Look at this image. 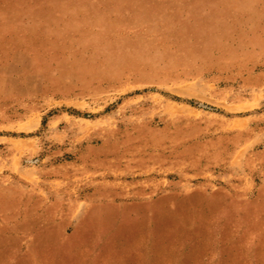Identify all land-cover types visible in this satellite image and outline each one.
<instances>
[{"label":"rangeland","instance_id":"374dc122","mask_svg":"<svg viewBox=\"0 0 264 264\" xmlns=\"http://www.w3.org/2000/svg\"><path fill=\"white\" fill-rule=\"evenodd\" d=\"M0 264H264V0H0Z\"/></svg>","mask_w":264,"mask_h":264}]
</instances>
